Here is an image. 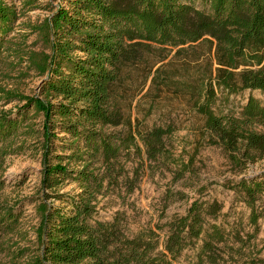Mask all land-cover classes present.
<instances>
[{"label":"trees","instance_id":"16d2710c","mask_svg":"<svg viewBox=\"0 0 264 264\" xmlns=\"http://www.w3.org/2000/svg\"><path fill=\"white\" fill-rule=\"evenodd\" d=\"M197 1L61 0L32 26L43 50L31 64L44 80L37 96L7 94L24 104L0 115V160L19 152L14 140L23 130L40 134V221L35 248H20L22 215L0 203V264L6 257L10 264H175L198 242L200 263L221 264L227 233L207 221L220 211L217 203L196 200L185 215L135 234L127 232L121 214L102 221L98 211L99 197L126 178L123 158L144 152L159 162L171 156L167 142L176 126L134 133L120 93L126 70L155 46L178 52L187 46L193 56L196 45L214 47L215 70L207 63L187 80L167 75L164 83L189 96L203 121L202 136L239 172L264 159V104L250 96L239 115L216 109L220 94L229 100L246 90L264 92V0H201L202 8ZM37 2L24 0L23 7ZM20 19L14 4L0 0V62L13 48ZM31 113L42 118L40 131H33ZM118 127L129 130H114ZM70 183L78 192L62 193L60 187ZM4 187L0 178V191ZM234 190L243 195L256 226L264 181L243 177Z\"/></svg>","mask_w":264,"mask_h":264},{"label":"rangeland","instance_id":"374dc122","mask_svg":"<svg viewBox=\"0 0 264 264\" xmlns=\"http://www.w3.org/2000/svg\"><path fill=\"white\" fill-rule=\"evenodd\" d=\"M6 1L21 11V19L12 36L13 48L0 62V115L9 111L15 113L24 104L8 100L7 94H40L44 78L35 71L31 57L42 52L43 46L32 26L42 23L52 14V8L61 3V0H38L31 7H23L24 0ZM196 6L203 7L201 0ZM194 48L196 56L187 46L182 52L155 46L142 63L126 70L120 93L125 119L130 121L133 132H146L169 124H174L176 130L167 142L171 155L167 160L149 161L144 152L142 157L123 158L126 178L118 188L99 197V217L102 221H111L121 214L127 232L135 234L185 215L196 200L205 206L217 203L220 211L216 216H207V221L227 233L226 242L220 245V263L264 264V192L256 201L260 216L255 226L250 221L251 210L243 195L234 190L243 177L264 181V159L248 164L239 172L221 148L209 145L202 136L203 121L192 111L189 96L164 83L167 75L177 81L187 80L207 63H212L215 70L214 47L207 43ZM157 69L161 70L159 74ZM250 96L264 104V92L259 90H246L232 95L229 100L220 94L217 112L239 115ZM29 119L33 131H40L42 118L31 113ZM114 130L127 132L129 128ZM261 131L264 132V128ZM39 138V133L23 130L14 140V148L19 152L0 160V178L5 183L0 191V203L14 205L22 215L20 248L36 245L42 178ZM60 191L73 193L78 192V188L70 183L60 187ZM201 245L202 242H198L187 249L175 264H209L200 263ZM9 261L7 257L2 258L4 264H10ZM20 264H25V260Z\"/></svg>","mask_w":264,"mask_h":264}]
</instances>
